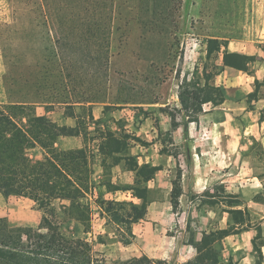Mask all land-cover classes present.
<instances>
[{
	"label": "rangeland",
	"instance_id": "rangeland-1",
	"mask_svg": "<svg viewBox=\"0 0 264 264\" xmlns=\"http://www.w3.org/2000/svg\"><path fill=\"white\" fill-rule=\"evenodd\" d=\"M93 12L112 15L108 68L102 64L108 51L105 40L91 36L90 20L75 16L89 18ZM211 37L221 38L227 48L209 60ZM230 42H241L255 54L248 69L263 66L264 0H0V105L13 101L34 105L38 116L80 134L61 137L59 151L88 153L85 180L96 190L83 200V208L90 209L91 222L83 224L65 214L62 205L73 206L70 202L57 201L51 209L61 217L63 236L74 243L79 256L91 257L93 264H126L148 254L163 255L160 264H179L176 254L181 247L202 242V250L205 235L217 231V222L202 230L194 214L184 216L182 205L174 210L170 204L155 209L156 221L147 215L141 221L144 229L134 225L131 229L123 220L127 212L120 208L118 216L108 214L106 202L140 206L143 201L137 195L146 192L149 200L163 198L154 188L149 191L155 173L142 169L141 157L153 145L147 135L165 116L175 123L179 110L165 104L177 94L188 100L184 91L205 69L214 73L215 65L223 67ZM229 61L237 62L232 56ZM154 139L171 147L165 134ZM110 140L124 141V150L101 156L100 145ZM251 152L253 174L262 178L264 149L255 145ZM45 153L36 148L30 156L43 161ZM237 170H242L238 164ZM236 201L219 196L218 205L207 206H215L222 217ZM47 212L30 198L0 194V219L15 227L38 228ZM253 215L250 230L260 229L257 242L263 247L261 216ZM211 249L218 252L217 264H233L224 240Z\"/></svg>",
	"mask_w": 264,
	"mask_h": 264
},
{
	"label": "trees",
	"instance_id": "trees-1",
	"mask_svg": "<svg viewBox=\"0 0 264 264\" xmlns=\"http://www.w3.org/2000/svg\"><path fill=\"white\" fill-rule=\"evenodd\" d=\"M84 21H89V32L93 38L105 40L108 51L103 54V63L106 68L110 62L109 40L112 30V15L110 12L97 16L93 15L82 18V14L75 15ZM110 21V23H109ZM108 22V23H107ZM101 41V42H102ZM103 43V42H102ZM223 48H227L219 37L209 39L207 57L209 60L215 54H221ZM230 56L237 61H229ZM218 56L216 55V58ZM251 57L239 53L226 52L224 55V66L215 65L216 71L211 73L205 69L201 77L193 85L184 91L188 100L181 96L183 109L195 120L204 110L205 104L220 106L225 102L223 89L214 84V80L225 69L226 66L234 67L242 71H248V64ZM260 82L257 81V96ZM95 102V101H90ZM35 106L24 101L8 102L0 105V194L6 197L30 198L39 203L41 208L48 210L47 215L42 219L38 228L15 227L7 219H0V264H93L90 258H82L77 247L67 240L61 231V217L51 212L55 202H70L73 206L62 205L65 214L75 220L87 224L91 222L89 211L83 208V200L91 191L96 190L95 185L85 180V170L89 165V157L86 149L70 151H59L56 147L61 137L78 136L75 128L61 126L58 123L38 116ZM126 143L121 140H110L102 143L99 148L101 156H108L109 153L120 154ZM36 148L45 150L43 161H34L30 151ZM150 172L160 170V167L144 165ZM181 175L174 181L172 202L177 210L180 206L182 195ZM92 185V186H91ZM116 189L115 191H119ZM142 205L138 206L129 202L108 201V214L118 216L120 208L127 212L128 218L125 222L132 226L145 220L148 214L149 196L146 193L138 194ZM236 198V205L242 203ZM258 202H264V193L256 197ZM130 207L129 210L127 207ZM234 224L227 229H220L204 237L205 248L200 250L201 243H193L198 249L197 258L186 264H217L213 246L221 243L229 236L239 234L248 230L251 225L250 214L243 209L230 211ZM257 237L253 243L258 253L256 264H263L264 253L258 245ZM203 241V242H204ZM264 246V237L262 238ZM161 260H154L148 256L134 258L126 264H160Z\"/></svg>",
	"mask_w": 264,
	"mask_h": 264
},
{
	"label": "crops",
	"instance_id": "crops-1",
	"mask_svg": "<svg viewBox=\"0 0 264 264\" xmlns=\"http://www.w3.org/2000/svg\"><path fill=\"white\" fill-rule=\"evenodd\" d=\"M228 48L231 54L239 53L251 58L255 56L241 42H230ZM251 65L252 62H249L248 68ZM257 81L263 87L253 97L257 92ZM214 84L223 87L225 102L222 105L205 104L203 112L195 120L183 109L181 95L177 94V97L174 96L165 104V108L173 106L179 110L175 123L172 118L165 116L159 120V127L153 126L151 135H147L148 140H151L148 142H153V145L146 148L145 157L141 159L145 165L161 168L154 172L157 179L151 183L149 191L154 188L155 192L164 195L163 198L149 200L147 215L156 221L155 209L159 205L170 204L174 208V181L180 174L183 191L179 201L183 207V215L194 214L202 230H207L213 222L218 223L217 230L227 229L234 224L230 211H247L248 208L249 214L261 216V236H264V215L260 213L262 204L256 200L264 191V177L254 175L255 167L252 158L248 157H253L251 151L255 145L264 149V62L261 68L257 66L248 71L226 66L215 78ZM157 121L158 119L154 120ZM163 134L170 137L171 147L162 139H154ZM170 148L179 152L175 154ZM152 151H155L154 155L151 154ZM237 164L242 168L241 171L237 170ZM219 196L227 200L236 199L234 196H237L242 205L228 208L220 217L215 206H207L216 202ZM221 203L223 205L224 201ZM215 204L218 205L217 202ZM261 210L264 211V208ZM134 226L144 229L141 222ZM259 231L260 229L251 231L248 227V230L224 239L229 261L233 258V264H256L258 253L253 241L259 236ZM246 239L247 243H243ZM262 249L264 253V246ZM196 250L194 245H184L176 254L177 262L186 264L194 260L199 254ZM147 256L154 260L164 258L163 255Z\"/></svg>",
	"mask_w": 264,
	"mask_h": 264
}]
</instances>
